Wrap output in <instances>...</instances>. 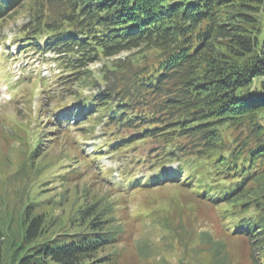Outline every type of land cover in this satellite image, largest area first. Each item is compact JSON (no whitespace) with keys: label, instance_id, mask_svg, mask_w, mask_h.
Segmentation results:
<instances>
[{"label":"trees","instance_id":"16d2710c","mask_svg":"<svg viewBox=\"0 0 264 264\" xmlns=\"http://www.w3.org/2000/svg\"><path fill=\"white\" fill-rule=\"evenodd\" d=\"M263 12L264 0H0V25L27 15L12 40L50 53L45 59L66 72L59 86L79 83L47 92L52 131L81 137H71L77 170L64 180L92 171L125 198L189 187L227 236L244 240L241 264H264ZM101 59L100 77L86 79ZM89 84L97 89L81 94ZM96 133L103 140L85 152L82 140ZM106 152L118 159V178L100 162ZM34 206H25L22 238L9 255L0 222V264L116 263L115 253L97 254L117 234L96 203L78 210L84 227L53 236L43 235Z\"/></svg>","mask_w":264,"mask_h":264},{"label":"rangeland","instance_id":"374dc122","mask_svg":"<svg viewBox=\"0 0 264 264\" xmlns=\"http://www.w3.org/2000/svg\"><path fill=\"white\" fill-rule=\"evenodd\" d=\"M259 15L264 27V12ZM26 17L20 13L0 25V38L5 35L0 39V222L6 233L7 254L22 238L24 208L30 201L35 202L31 216L42 214L45 236L84 227L86 224L79 225L78 210L86 201L96 203L99 215L108 219L106 230L117 234L113 246L97 252L115 253V264H241L246 255L244 240L227 236L189 187L167 184L125 198L112 194L92 171L82 178L64 180L73 167L77 170L71 137H81L75 131L66 136L52 131L48 120L52 119L53 108L47 92L76 90L72 85L79 83L54 86L59 78L56 76L61 74L54 62L45 59L51 57L50 53L17 51L20 44L12 39ZM106 60L90 63L82 75L91 81L95 76L99 78V69ZM49 74L41 85L38 75ZM96 89L89 84L82 87L81 94ZM12 132L16 137H11ZM85 137V152L104 138L97 133ZM36 141L40 142L37 149ZM143 150L142 144L136 149L139 153ZM116 159L107 152L100 158L103 166H113L114 178L119 177Z\"/></svg>","mask_w":264,"mask_h":264}]
</instances>
